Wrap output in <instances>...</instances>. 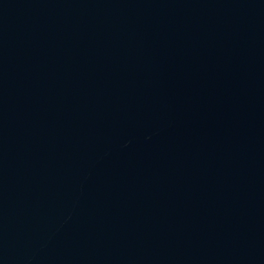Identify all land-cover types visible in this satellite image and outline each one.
I'll return each instance as SVG.
<instances>
[{"label":"water","instance_id":"95a60500","mask_svg":"<svg viewBox=\"0 0 264 264\" xmlns=\"http://www.w3.org/2000/svg\"><path fill=\"white\" fill-rule=\"evenodd\" d=\"M0 264H264V0H0Z\"/></svg>","mask_w":264,"mask_h":264}]
</instances>
